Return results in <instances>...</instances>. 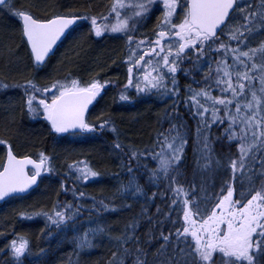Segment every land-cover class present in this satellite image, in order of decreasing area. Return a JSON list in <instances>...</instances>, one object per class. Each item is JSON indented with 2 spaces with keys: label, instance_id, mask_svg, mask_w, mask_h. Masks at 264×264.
<instances>
[{
  "label": "snow or ice",
  "instance_id": "1",
  "mask_svg": "<svg viewBox=\"0 0 264 264\" xmlns=\"http://www.w3.org/2000/svg\"><path fill=\"white\" fill-rule=\"evenodd\" d=\"M0 8L18 18L20 34L37 70L46 65L57 42L81 21L90 23V32L96 37L122 33L128 53L122 61L126 64V82L118 94L119 102H133L130 91L137 97L155 92L179 99L178 73L189 76L193 71L200 72L204 85L186 86L184 98L185 106L198 121V169L208 174L202 176L199 187L193 183L185 189L179 179L187 143L182 121L172 124L167 135L158 134L160 151L149 154L158 162L155 169L149 170V181L155 184L167 180V190L173 193L168 212L157 207V214L163 215L172 228L165 234L163 221H157L163 243L151 262L148 252L139 246L137 220L127 224L119 235H112L110 226L91 218L88 223L93 226L81 231L76 225L85 206L59 201L49 211L21 213V218L43 216L46 227L61 231L71 226L77 231L72 237L77 251L91 249L98 240L107 238L116 246L110 264H126L129 257L132 264H218L217 257L219 264H264V40L256 47L249 46L251 38L264 34V0H112L107 15L66 11L41 16L28 6L17 8L15 0H0ZM154 11L161 15L152 36L135 38ZM110 17L114 22H109ZM186 62L193 67L183 68ZM192 79L201 83L195 76ZM113 83L96 77L82 81L69 74L47 85L33 78L11 84L0 80V89L21 88L22 108L30 118L42 117L55 134L81 136L105 129L117 133L110 117L95 121L88 118L89 106ZM214 91L219 94L213 95ZM174 115L179 118V113ZM225 123L224 136L229 142H238L236 156L229 155L226 163L214 154L211 138L213 125ZM0 144L7 146L0 162V201L27 193L38 186L43 174L55 171L52 157L44 152L33 159L31 155L14 153L7 140L0 139ZM113 147L122 150L118 141ZM146 151L129 148L127 162L121 164L129 179L121 184L117 194H146L137 178L139 167H147L140 165ZM133 161L139 165L135 170ZM67 168L70 177L83 183L101 176L86 161H74ZM221 169L229 174V179L221 183L218 192L210 193L209 180ZM74 184L70 187L62 182L61 189L65 193L71 191L74 199H84L86 194L78 192ZM156 195L153 193L152 198ZM91 199L94 203L86 211L116 210L104 200ZM173 213L176 219H172ZM13 235L15 238L2 250L12 257L6 264H23V258L31 255V242L24 235Z\"/></svg>",
  "mask_w": 264,
  "mask_h": 264
},
{
  "label": "trees",
  "instance_id": "2",
  "mask_svg": "<svg viewBox=\"0 0 264 264\" xmlns=\"http://www.w3.org/2000/svg\"><path fill=\"white\" fill-rule=\"evenodd\" d=\"M53 1L57 3L56 6H67V8L63 9V11H78L83 13L87 12V8L91 9L92 7H99V3L102 0ZM249 2L259 3V0H249ZM38 4L40 3L38 2ZM39 6L43 7L42 4ZM152 18H148L146 20L148 21L147 23L149 30L151 23L154 22ZM154 24L155 23H153V26L155 27L156 24ZM4 28L6 33L9 34L8 36L5 33V40L9 39V42H12V46H16L17 36L15 29L9 28L7 26H4ZM149 30L147 32H150ZM114 34L117 36L122 35V33ZM75 35L73 38L76 39L77 37L79 40L77 41L76 45L72 47L71 52L66 57H68V60H71V62L75 64L72 66H75L76 69L70 67L71 65L68 64V70L70 72H76L82 69L84 71L83 75L84 73H88V71H93L92 74L102 81H114L115 83L106 87L104 93L101 95L102 100L106 98L105 100L108 102V105L110 106L109 108L112 110L115 109L117 112L121 106L130 104L119 102L118 95L115 92L117 91L119 94L123 84H120L117 79L114 78V75L119 78L123 76L124 73L122 70L126 67V65L122 63V61L126 59L128 53V51L122 49L121 42H118L117 40H111L113 41L114 46H118V49L112 47V49L110 48L111 50L108 54L105 51L107 50L105 46L92 45L88 32L80 30ZM106 35L108 34L106 33ZM262 40H264V34L256 35L249 41V46L256 47ZM70 42H74V39ZM234 46L235 43L233 42V47ZM242 50L247 49L243 48ZM78 53L82 54L77 55ZM96 59H98V62L96 66L93 67L92 64ZM229 62L231 63V61ZM182 67L192 68L193 65L189 62H186L184 65H182ZM192 76H195V79L197 81H201V83H194ZM177 79L180 87L179 99L170 98L167 102L162 103L157 100V96H153L154 94L158 95V93L153 92L148 94L152 95L151 97L153 98L152 101L148 103L151 104L149 107L154 108L163 104L164 109L156 129L154 142H125L122 137L111 132L109 129L96 132L98 137L104 138V141L108 143L109 148L103 147L104 142H94L93 146L91 145L92 148L85 147L86 150L89 149L90 151V158L87 160V162H90L95 170L101 173V176L98 179L90 180L87 183L77 181L75 176L70 177L68 175V169L63 167L62 169L61 167L59 168L56 166V162H58V160L67 157L64 155V151L61 149L63 142H56L53 144L52 142H49L45 133L36 132L34 130L29 131L21 115L6 114L11 116V120L10 118H6V131L11 134L13 133L24 137V139L21 138V140L26 142V144L22 149H30L32 152H34V148L44 144L46 149H52L54 151L57 150V152L55 151V156H57V158L56 160H52L55 171L50 173V180H45L41 187L26 197L15 198L13 199L14 201H10L8 204L0 206V264H6V262L12 260L10 254H6L2 250L11 239L15 238L13 233L24 235L31 242V255L23 258V264H110V261L112 260L111 254L113 251H116V246L107 238L98 240L91 249L77 251L72 240V237L77 235V231L73 230L71 226L61 231L56 228L46 227L47 221L43 216H37L33 219H23L20 216L21 213L49 211L58 201L61 203L70 202L73 204H82L85 206V209L91 208L94 203L91 197H95L96 201L104 200L105 203H109L110 207H114L116 210L104 211V209L101 208L99 213H97L96 211L90 212L82 209V215L78 219L76 228L82 231L84 228L93 226L88 223L89 218H91L92 220H98L101 223H106L108 226H110L112 235H119L127 224L131 223L133 220H137L139 222V227L137 228L136 236L139 237L141 242L139 246L145 248V250L148 252V260L150 262L153 260L154 254L156 253L159 246L163 243L159 236V229L161 226L157 224V221H163L162 230L165 234H167L168 230L172 228L171 223L165 220L163 215L157 214V207L162 209L163 212L169 211L168 205L173 193L167 190L168 181L162 180L155 184L149 181V170L155 169L158 164L156 160L151 159L149 156V154L153 152L160 151V147L157 144L158 134L163 133L167 135V130L171 127V125L179 124L181 121L186 125L185 132L187 133V143L183 150L181 164L179 165V170L183 174L179 179L184 185L185 189H188L189 185L193 183L199 187V182L202 176L208 175L207 173H202L198 169L197 161L200 159L198 151L199 145L196 138L198 121L193 118L191 112L184 103V98L187 95L185 91L186 86L191 85L193 88L204 86L202 74L196 71H193L189 76H185L183 73H178ZM218 94V92H213V95ZM107 98H109V101ZM139 99L140 97L134 98L133 101L140 105L142 101L138 103ZM173 104H176L177 107L173 108ZM139 107L135 109L133 108L131 110H136V112L139 111L140 113L130 114L129 120H125L124 118L122 121H128L129 127L133 131H139V133H141L147 131L148 127H152L154 122L151 119V109L147 111ZM174 113H179V118H177ZM133 118H136V120H133ZM119 120L121 121V119ZM226 127V123L224 125L217 124L213 125L211 129V138L213 141L212 148L214 150V154L224 163L227 162V157L229 155L233 157L236 156L238 146L237 141L229 142L224 136V129ZM0 128L3 127L0 126ZM160 140L162 142L163 136L160 137ZM117 141L121 143L122 150L114 149L113 145ZM130 147L139 149L140 151L147 150L145 158H142L140 161V165H146V168L139 167L135 161L132 163L134 170L139 167V172H137L138 182L144 187L146 193L145 195H141L139 197H133L131 193L117 194V189L121 186V184H126L129 179L126 170L122 169L121 164L122 162H127V156ZM76 148L78 147L69 148L66 151L67 154L71 155L69 152L70 149L74 150V152H80ZM81 160L86 159L83 158L76 161ZM227 179H229V174L224 169H221L217 174L212 176L211 180H209V192H218L221 183ZM62 182L70 187L73 186L75 182L74 186L78 192L83 191L86 194L85 198L74 199L71 191L65 193L61 189ZM213 184L215 187H211ZM237 188L239 190L238 185ZM153 193H157L155 198H152ZM160 193H165V195H160ZM128 205H131V207H128ZM97 207H99V205H97ZM172 219H176L175 213H173ZM49 232H51V235L48 234ZM149 233H151V236ZM129 247H132V245L130 244ZM41 249H44L45 252L41 253ZM217 261L219 264V257H217ZM126 264H132L131 257L127 258Z\"/></svg>",
  "mask_w": 264,
  "mask_h": 264
},
{
  "label": "flooded vegetation",
  "instance_id": "3",
  "mask_svg": "<svg viewBox=\"0 0 264 264\" xmlns=\"http://www.w3.org/2000/svg\"><path fill=\"white\" fill-rule=\"evenodd\" d=\"M111 2H112V0H102L99 3V7H97V8L92 7L91 9L87 8L88 9L87 12H90L93 15H100V14L107 15L109 12V5ZM15 4H16L17 8H20L21 6H28L35 13H37L41 16L49 15V14H53V13L66 12V11H63L64 8L61 10H53L52 11V9H50L51 8L50 5L43 6V7L39 6V5L37 6V4L35 3L34 0H15ZM54 7H56V5ZM65 8H67V6ZM160 15H161L160 11H155L153 13V15H151L149 17L150 19L153 17L152 20L154 21L151 23L150 30H149L148 23H147L148 21H145L139 27V30L135 33V38L143 39L145 35L151 37L152 33H153V29L155 28L153 26V23L157 24V18ZM3 22L6 25L3 24ZM109 22H114V20L110 17ZM0 25H5L9 28L15 29L16 36H17L16 47L19 50L24 52V59L20 63L19 69H18V72L21 74H19L17 76H14V75L0 76V80H3L5 83H9V84L14 83V82H23L25 79L33 78L38 83H40L41 85H47V84H50L54 80H57V79L62 80L63 78L66 77V75L68 76L69 74H72L73 72H70L67 67L61 66L60 64H58L62 57H57V56H60V55L64 56L65 55L64 52H66L68 49H71L72 47L75 46V44L77 43L76 39L79 40V38L76 37V39H74V42H72V43L69 42V40L72 39L73 36L80 30H83V31H86L89 33L90 38H91L90 41L92 42V45H95V46L102 45L105 47H110L112 45V43H110V41L111 40H117L118 42H121L122 49L128 51V46L126 43V37L123 34L117 36L114 33H107L108 35H106V33H105L101 37H96L94 34H92L90 32V23L86 22V21H81L78 23L77 26H74V30H71L69 33H67L66 36L57 44L55 51L47 59L46 65L43 66L41 69L37 70V69H34L32 66V60L30 59L29 46L26 44L25 40L22 38V36L20 34V23L18 21V18L13 16L11 14V12H9L7 9L0 8ZM148 30L150 32H147ZM75 36H77V35H75ZM63 61H64V59H62V62ZM11 67H13V66H11ZM11 67L9 70L10 72H11ZM83 72L84 71L82 69H80L74 73H76V76L78 78H82ZM117 72H119V71H117ZM122 72L124 74L120 78L117 77L116 75H114V78L117 79V81L120 84H124L126 82V67L123 68ZM46 74H48L47 78H46ZM115 92L118 95V92L117 91H115ZM103 93L104 92H102V94ZM129 95H131L133 98H138L134 91H130ZM142 96L143 95L139 96L140 99L142 98ZM22 97H23V90L21 88L10 87L8 89H0V99L5 100V104L9 105L8 108L3 105V107L1 106L2 107L1 109L5 112V114L7 113L6 110H8L10 115L11 114L21 115L23 117L29 131L34 130L36 132L45 133L48 137L49 142H52L53 144H55L56 142H70L69 139H70V137H72V135L55 134L54 132H52L49 123L47 121H45L42 117L37 118V119L30 118L28 116V114L22 108V104H23ZM99 97H97V100L94 102L92 108L90 109V111L88 113V118L90 120H91L90 117H91V114L93 112L94 106L97 103ZM4 98H7V99H4ZM10 100H11V102H10ZM89 134H91V133H89ZM0 139L7 140L12 145V150L16 154L31 155L37 159L38 158L37 154L39 152H44L47 155L51 156L52 160H56L55 151L52 149H46L44 144L37 146L36 148H34L35 151L32 152L30 149L29 150L28 149H26V150L22 149L23 147H19L13 138L6 137L3 135V133H0ZM18 142H24V141L19 140ZM6 153H7V146L0 144V162L3 161V159L6 156ZM49 177H50V173L43 174L42 178L40 180V184L36 189L41 187L43 182L45 180H48ZM36 189H34L31 193H33ZM31 193H29V194H31ZM29 194H27V195H29ZM27 195H19L15 198L26 197ZM15 198L7 199L6 201L0 203V206L8 204V202H10V201H14L13 199H15Z\"/></svg>",
  "mask_w": 264,
  "mask_h": 264
},
{
  "label": "rangeland",
  "instance_id": "4",
  "mask_svg": "<svg viewBox=\"0 0 264 264\" xmlns=\"http://www.w3.org/2000/svg\"><path fill=\"white\" fill-rule=\"evenodd\" d=\"M38 2L40 4H42L43 6L50 5L51 6L50 9H52V11L53 10H61V9L66 7L64 5L63 6L58 5V6L54 7L57 3L53 0H35V3L37 4V6L40 5V4H38ZM3 24H5V23L3 22ZM5 25H0V76H6V75L17 76V75L21 74L18 72V69H19L20 63L24 59V52L19 50L16 46H14L15 47L14 48L12 46V42H9V39L5 40V33H6V30L4 28ZM2 26H3V28H2ZM7 35L9 36V34H7ZM73 39H75V38L70 39L69 42ZM76 40L78 41V39H76ZM110 43H112V45L110 47H106L107 50H105L108 54L110 53V50L112 49V47L115 49H118V46L113 45V41H110ZM71 50H72V48L70 50L68 49L66 52H64L65 53L64 56H62V55L57 56V57H62L58 64H60L61 66H65V67H67L68 64H70L71 65L70 67L75 68V66H72L75 64L72 63L71 60H68L69 59L68 57H66V55H68L71 52ZM80 54H82V53H78L77 55H80ZM62 59H64L63 62H62ZM97 62H98V59L94 60V63L92 64L93 67L96 66ZM11 66H13V67H11ZM10 67H11V72L9 71ZM204 71H207L206 67H205ZM92 73H93V71L92 72L88 71V73H86V74L84 73L83 77L79 78V79H81L82 81H87L90 78L95 77ZM71 76L74 78H78L76 76V73H74V72L71 74ZM47 77H48V74H46V78ZM257 87H258V85H257ZM151 96L152 95H143L142 98L138 100V103H140V101H142V103L140 105H138L136 102L133 101L130 104H127L126 106H121V108L117 112L115 111V109L112 110L111 108H109L110 106L108 105V102L105 100L106 98L102 100V97L100 96L97 103L94 106V109H93V112H92L90 118H91V120L95 121V120H97V118H100L101 120H103L105 118L110 117L112 119L113 123L115 124L116 128H117V133H115V134L122 137L123 140H125V142H138V143L154 142L156 129H157V126L159 124V120L162 117V112L164 109H163V104H161L160 106H156L154 108L149 107L151 104H148V103H150L153 99ZM153 96H157L156 97V98H158L157 100L159 102H162V103H165L170 99L168 97H164V96H161L159 94L158 95L154 94ZM4 99H7V98H4ZM107 99L109 101V98H107ZM0 101L2 102V103L0 102V126L3 127V128H0V133H3V135L6 137L13 138L19 147H24L26 142H18L19 140H21V138L24 139V137H22L20 135L13 134V133L11 134V133L6 131V128H7V125L5 124L6 118H8V119L10 118V120H11V116L6 115V114H9L8 110H6L7 113L5 114V112L1 108L3 107V105L8 108L9 105L5 104V100H3V99L2 100L0 99ZM10 102H11V100H10ZM143 104H145V105H143ZM146 104H148V105H146ZM137 107L143 108L147 111L149 109H151L150 110V114L152 113L151 119L154 122L152 127L151 126H150V128L148 127L147 131H144L141 133H139V131H133L129 127L128 121H122V120H124V118H125V120H127V119L129 120L130 114L140 113L139 111L136 112V110H134V111L131 110V109H133V108L135 109ZM121 109H122V111H121ZM119 119H121V121ZM134 119L136 120V118H133V120ZM69 140H70V142H63V146L61 149L64 151V155L67 157L64 159L61 158L60 160L57 159L58 162H56V166L59 168L63 167V168L68 169L67 168L68 164H71L72 162H74L76 160L83 159V158L86 160H81V161L87 162V160L90 158L89 157L90 151H89V149L86 150L85 147L86 148L87 147L92 148L94 142H104L103 147L109 148L108 143L106 141H104V138L98 137L97 133L96 134L95 133L85 134V135H81V136H72V137H70ZM72 147H78L76 149L80 152H74V150L70 149L69 152L71 153V155L70 154L68 155L66 151ZM55 151L57 152V150H55ZM81 153H82V155H81ZM80 157H82V158H80ZM55 158H57V156H55ZM87 163H89V165L95 170V168L93 167V165L90 162H87ZM49 180H50V178H49ZM216 180H219V179H216ZM219 181H221V180H219Z\"/></svg>",
  "mask_w": 264,
  "mask_h": 264
},
{
  "label": "water",
  "instance_id": "5",
  "mask_svg": "<svg viewBox=\"0 0 264 264\" xmlns=\"http://www.w3.org/2000/svg\"><path fill=\"white\" fill-rule=\"evenodd\" d=\"M66 34H67V33H66ZM65 36H66V35H65ZM65 36H64V37H65ZM64 37H62L61 40H62ZM61 40H60V41H61ZM60 41H58L57 44H58ZM57 44H56V46H57ZM56 46L54 47L53 51L49 54V56L55 51ZM94 102H95V101H94ZM94 102H93V104H94ZM93 104L89 106V111H90V109L92 108ZM32 158H33V159H36V158L33 157V156H32ZM39 184H40V181H38V186H39ZM38 186H33V188L30 189L27 193H22V194H19V195H27V194L31 193L34 189H36ZM6 200H7V199L2 200V201H0V203L4 202V201H6Z\"/></svg>",
  "mask_w": 264,
  "mask_h": 264
}]
</instances>
